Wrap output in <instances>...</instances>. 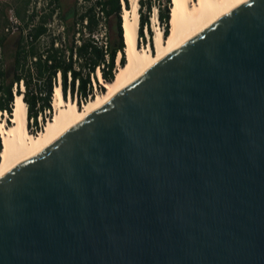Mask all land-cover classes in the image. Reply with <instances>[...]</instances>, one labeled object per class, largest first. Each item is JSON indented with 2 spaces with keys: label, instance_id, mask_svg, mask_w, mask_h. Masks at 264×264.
<instances>
[{
  "label": "water",
  "instance_id": "water-1",
  "mask_svg": "<svg viewBox=\"0 0 264 264\" xmlns=\"http://www.w3.org/2000/svg\"><path fill=\"white\" fill-rule=\"evenodd\" d=\"M0 264H264V0L0 178Z\"/></svg>",
  "mask_w": 264,
  "mask_h": 264
},
{
  "label": "trees",
  "instance_id": "trees-1",
  "mask_svg": "<svg viewBox=\"0 0 264 264\" xmlns=\"http://www.w3.org/2000/svg\"><path fill=\"white\" fill-rule=\"evenodd\" d=\"M78 1L74 0V5L64 8L62 0H15L13 12L20 25L10 48L6 47L8 35L4 32L0 35V117L6 112L7 119H12L15 95H22L27 107V129L31 134L41 130L38 118L42 123L52 118L53 91L59 84L58 72L63 99L66 100L68 95L79 105L81 101L95 97V90H105L98 81L97 69L103 82L110 83L118 69V53L119 65L126 63L120 0H81V7L77 6ZM37 2H40V8H37ZM123 3L130 7L129 0H123ZM138 3V37L144 43L143 32L146 29L148 44L153 50L154 33L149 22L152 7L156 6L157 20L168 36L172 0H139ZM98 6L104 12L110 32L106 50L93 37L99 29ZM56 20L64 28L62 33L52 28ZM84 20L87 21L85 26L82 25ZM8 24V17L3 13L4 28ZM76 34H79L77 39ZM20 81L23 90L20 89ZM2 148L0 135V151Z\"/></svg>",
  "mask_w": 264,
  "mask_h": 264
},
{
  "label": "bare ground",
  "instance_id": "bare-ground-1",
  "mask_svg": "<svg viewBox=\"0 0 264 264\" xmlns=\"http://www.w3.org/2000/svg\"><path fill=\"white\" fill-rule=\"evenodd\" d=\"M139 0H129L130 7L124 4L122 12L123 34L125 42L126 63L120 66L115 79L102 83L106 89L103 94L93 97L79 109L73 100L62 98V89L56 84L52 104L56 114L38 135L27 130V107L22 95H15L12 125L5 127L0 121L2 150L0 151V178L9 171L36 156L54 141L64 135L82 119L104 106L117 93L138 79L152 66L170 55L211 24L234 11L249 0H172L170 33L162 38V29L156 27L154 46L139 47ZM120 54H118L119 58ZM99 81L101 72L97 73ZM103 81V80H102ZM101 83V82H100Z\"/></svg>",
  "mask_w": 264,
  "mask_h": 264
},
{
  "label": "rangeland",
  "instance_id": "rangeland-1",
  "mask_svg": "<svg viewBox=\"0 0 264 264\" xmlns=\"http://www.w3.org/2000/svg\"><path fill=\"white\" fill-rule=\"evenodd\" d=\"M14 1L15 0H0V35L4 32V33H6L7 35H8V41H7V48H10L11 47V42H12V40L14 39V36L16 35V33H14V34H12V33H10V32H6L5 31V28L8 26H6L5 28H4V26H3V13H4V15L5 16H7L8 17V20L10 21V17H11V15H12V13H13V6H14ZM152 1H155V2H157V0H152ZM162 2H164L165 0H161ZM62 3H63V6H64V8H68V7H71L72 5H74V0H62ZM120 3L123 5L124 3H123V0H122V2H121V0H120ZM37 4V8H40V6H41V4H40V2H37L36 3ZM83 5V2H80V0L77 2V6L78 7H81ZM122 8H124V5L123 6H121V10H122ZM156 15H157V9H156V6H153L152 7V13H151V15H150V20H149V22H150V28H151V30H152V32L154 33V35H155V29H156V27H160L161 29H162V27H161V25L159 24V22H158V20H156ZM60 26H61V24L56 20L53 24H52V28H53V30L54 31H58L59 29H60ZM147 32V31H146ZM144 36H145V39H146V35H145V29H144ZM108 37H109V35H110V32L108 31ZM147 36H148V39H149V35H148V33H147ZM138 45H139V47H142V46H150L149 44H148V40L146 39V41L144 42V43H141L140 42V40H139V43H138ZM152 52H156V50H155V46H154V48H153V50H152ZM0 55H1V51H0ZM118 68L120 67V66H117ZM116 67V68H117ZM103 79L101 78L100 79V84H101V86H102V83H103V81H102ZM99 81V80H98ZM103 87V86H102ZM103 89H105L104 87H103ZM106 91V89L103 91V92H99V91H96L95 92V97H97L99 94H103L104 92ZM94 97V98H95ZM65 100V99H64ZM66 100L67 101H69V100H73V102H75L76 103V100H75V98L74 99H72V98H70V96H68L67 95V98H66ZM88 101V100H87ZM84 103H87V102H84ZM83 103V105H85ZM81 103L78 105L77 104V106H78V108L79 109H83V106ZM55 114H56V110H55V107L53 106V112H52V118H50V119H46V121L44 122V123H42V125H41V130H38L36 133H33L32 135H38L39 133H41L42 131H43V129H44V127H45V125L51 120V119H53L54 118V116H55ZM2 120V122L4 123V125H5V127H8V124H10V125H12V123H11V121H9L8 119H7V115H5V114H3L1 117H0V121ZM49 120V121H48ZM1 129V128H0ZM29 132V131H28ZM1 135V134H0Z\"/></svg>",
  "mask_w": 264,
  "mask_h": 264
},
{
  "label": "built area",
  "instance_id": "built-area-1",
  "mask_svg": "<svg viewBox=\"0 0 264 264\" xmlns=\"http://www.w3.org/2000/svg\"><path fill=\"white\" fill-rule=\"evenodd\" d=\"M93 2L96 1V0H92ZM80 2H82L80 0ZM122 2V0H121ZM123 6V5H122ZM96 15L99 19V29H98V33L96 35H94L93 37L96 39V41L99 43L100 46L103 47L104 50H106L107 48V43H108V24L106 22V18L104 16V12L102 11L101 9V6H98L96 7ZM87 24V21L84 20L82 22V25L85 26ZM20 25L18 19L15 17L14 15V12L12 13L11 17H10V21H9V24L8 26L5 28V31L6 32H10L12 34L16 33L18 31V26ZM79 27V25H77V28ZM64 30L63 26L61 25L60 26V29L57 31L58 33H62ZM83 32L86 34V31L85 29L83 30ZM79 34H76V39L78 37ZM145 35H146V39L148 40V36H147V32H146V29H145ZM76 43L79 45V41L77 40ZM106 59H108V56L105 55ZM119 66V59L116 58V67ZM99 69H97V73H98ZM59 77H60V74L59 72L57 73V78H58V83H59ZM68 79H70V73H68ZM20 89L23 90V83L22 81H20ZM96 92V90H95ZM90 100V99H88ZM84 102H87V101H81V104L83 105ZM38 122L40 125H42V122H41V119L38 118ZM30 124H32V120H30Z\"/></svg>",
  "mask_w": 264,
  "mask_h": 264
},
{
  "label": "clouds",
  "instance_id": "clouds-1",
  "mask_svg": "<svg viewBox=\"0 0 264 264\" xmlns=\"http://www.w3.org/2000/svg\"><path fill=\"white\" fill-rule=\"evenodd\" d=\"M156 19H157V15H156ZM117 56H118V54H117ZM118 58V57H117ZM119 59V58H118ZM120 66V65H119ZM77 103V102H76Z\"/></svg>",
  "mask_w": 264,
  "mask_h": 264
}]
</instances>
